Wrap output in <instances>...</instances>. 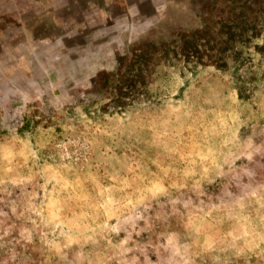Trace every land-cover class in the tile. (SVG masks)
I'll use <instances>...</instances> for the list:
<instances>
[{
	"label": "rangeland",
	"instance_id": "obj_1",
	"mask_svg": "<svg viewBox=\"0 0 264 264\" xmlns=\"http://www.w3.org/2000/svg\"><path fill=\"white\" fill-rule=\"evenodd\" d=\"M35 1L0 142L50 171L0 188V264H264V0Z\"/></svg>",
	"mask_w": 264,
	"mask_h": 264
},
{
	"label": "crops",
	"instance_id": "obj_2",
	"mask_svg": "<svg viewBox=\"0 0 264 264\" xmlns=\"http://www.w3.org/2000/svg\"><path fill=\"white\" fill-rule=\"evenodd\" d=\"M56 1L52 0L51 4L54 5ZM28 5L29 7L27 9ZM40 8L41 6L37 5V2H34V0H0V66L4 65L6 68L4 69L5 72L1 71L3 69L0 70V109L22 110V106L19 105L9 108L8 105L11 103L9 94H16L17 98L19 94L24 95L23 90L18 85L20 82L19 79L23 78V76L29 77V74H31V60L39 54L38 52L42 42L45 46L52 42L50 30H47L48 33H46V38H43V41L42 38L39 42L33 39L35 37L33 31L36 30V23L29 27L31 35L25 36L24 28H22L23 23L30 21L33 16L39 15ZM56 22L54 23L55 27L52 31L56 29ZM28 66L30 71L28 70ZM13 78H16L17 82H12L11 79ZM21 119L24 120L23 117ZM21 124L23 125L22 122ZM21 131V133L18 131L16 134H11L10 136H13L12 138L9 139L8 137L7 140L5 138L0 142V188L7 190L14 188L20 189L19 182L24 179V182H28V186H25L28 192L33 190V193H35V189H39L40 185L43 186L45 183H30V181L35 180L34 178L32 180L34 174H45L48 170L50 171L49 168L46 170L47 166L45 165L49 164L45 160L46 156L44 154L43 156L39 155L43 151L42 148L50 144V141L45 140L43 142L44 145H39L38 143L40 141L33 134L30 137L26 135L27 138L24 139L21 137V134L27 132V130ZM34 134H37V132ZM30 147L36 152H30ZM43 157L44 163H41ZM49 167L51 168L53 165L51 164ZM25 175H30V177L27 178ZM61 186L56 183L51 185L52 189H54V194H57L58 191L64 188ZM68 191L71 192L70 189ZM32 198L36 200L37 197L33 196ZM69 198L70 200L65 197L62 202L57 201L55 204H52L55 207L53 213L58 212L61 217L64 216L65 220H69L73 213H75L70 210V206L67 207L71 201V195H69ZM17 200L16 219L19 220L18 216H20L22 220H25L26 214L22 211L26 206L25 200H21L20 195ZM29 205L30 202L27 203V206ZM83 207L85 208V206ZM84 212L89 213V210H80V213ZM81 219L86 220L85 217H81Z\"/></svg>",
	"mask_w": 264,
	"mask_h": 264
}]
</instances>
